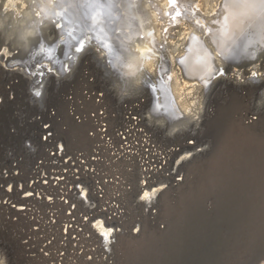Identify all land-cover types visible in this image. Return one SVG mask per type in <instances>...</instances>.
Returning a JSON list of instances; mask_svg holds the SVG:
<instances>
[{
  "label": "built area",
  "instance_id": "obj_1",
  "mask_svg": "<svg viewBox=\"0 0 264 264\" xmlns=\"http://www.w3.org/2000/svg\"><path fill=\"white\" fill-rule=\"evenodd\" d=\"M13 53L20 57L19 49ZM0 71V115L6 113L0 118V231L8 228L18 240L24 264H116L119 235L139 234L138 217L155 219L160 193L176 176L181 180L171 161L177 150L147 123L142 95L136 104L117 99L110 108L105 91L90 90L84 96L97 105L87 115L91 143L77 145L67 139L54 105L74 73L56 80ZM30 88L43 95L36 98ZM63 97L74 100L71 92ZM69 114L84 123L76 109Z\"/></svg>",
  "mask_w": 264,
  "mask_h": 264
},
{
  "label": "rangeland",
  "instance_id": "obj_2",
  "mask_svg": "<svg viewBox=\"0 0 264 264\" xmlns=\"http://www.w3.org/2000/svg\"><path fill=\"white\" fill-rule=\"evenodd\" d=\"M18 1L12 6L11 0H0L1 24L5 23L6 16H14L24 7L21 6L24 0ZM200 1L202 9L212 17L211 0ZM121 11L128 24L125 11ZM245 31L264 46L261 26H248ZM243 37L240 35L234 46L245 47L249 55L253 43H243ZM2 43L1 39L0 44L7 45ZM125 45L124 42V49ZM237 54V51H231L230 59L224 63L232 67L231 73L235 69L243 70L244 83L237 84L226 78L230 72L224 64L218 65L220 69L216 73L221 74L223 83L210 95L205 90L192 94L195 97L188 114L191 127L184 129L188 122L184 120L182 123L183 120L179 119L173 123L176 132L172 136L165 135L167 131L163 129L156 131L161 143L180 151L172 156L171 161L174 167L178 164L181 180H178L180 175L176 176L175 183L160 193L159 214L155 219L138 217L142 222L139 234L134 236L124 232L119 235L115 247L116 264H264V82L260 86L246 81L251 75L252 64L243 67V60L247 61V58L240 59ZM257 57L259 60L253 65L258 62L264 65V54ZM73 73V81L61 88L60 99L54 105L59 110L62 125L68 128L67 139L87 146L91 141L85 133L92 127L87 115L97 105L84 93L88 90L106 91L105 103L115 108L117 96L110 85L121 87L125 84L122 88L129 96L124 101L129 104H136V93L143 90L138 87L140 76L131 80L123 76L121 70L120 74L111 76L107 68L101 70L92 52L83 55ZM259 73L264 75V66ZM3 78L0 71V92H4ZM64 92L73 93L72 103L65 101ZM144 92L141 98L149 110L150 91L146 89ZM205 103L207 112L198 128L193 129ZM71 108L85 117L83 124L73 120L69 114ZM118 112L115 110L113 124L119 120ZM147 113L153 118L152 122L160 117L155 111ZM0 118L3 121L6 113ZM187 146L193 147L187 149ZM198 150L200 153H196ZM181 154L188 156L184 159ZM129 218H133L131 213ZM7 231L8 228L0 231V264H24L18 240Z\"/></svg>",
  "mask_w": 264,
  "mask_h": 264
},
{
  "label": "bare ground",
  "instance_id": "obj_3",
  "mask_svg": "<svg viewBox=\"0 0 264 264\" xmlns=\"http://www.w3.org/2000/svg\"><path fill=\"white\" fill-rule=\"evenodd\" d=\"M15 1L11 0L12 6ZM26 2L22 1L21 6H26ZM211 3H213L212 17L211 13L207 14L202 9L200 0H126L122 8L129 20L127 24L129 27L124 36L130 39L125 40L126 51L123 53L125 67L121 71L126 72V77L131 80L135 76V78L140 76L138 87L143 91L138 90L136 97L141 95L143 97L144 91L148 89L151 101L147 104L149 107L147 112L155 111V114L160 116L158 120L154 119L155 122H152L153 118L147 115L146 121L156 131L166 130L167 136H172L176 132L173 130V123L179 119L183 120L182 123L185 121L189 123L184 129L191 127L189 121L191 116L188 114L195 97L192 94L205 90L210 95L213 89L223 83L221 74L216 73L218 65L224 64L230 72L226 78L234 80L237 84L244 83L241 74L243 70L235 69L231 73L232 67L224 63L230 59L231 51H237L240 59L247 58V61L243 60V67L252 64L249 69L251 71L248 70L251 75L247 82L260 84V86L264 82V75L259 73L264 65L259 62L253 65L259 60L257 56L261 57V54H264V46L255 42L256 39L254 41L250 33H245L248 26L257 25L261 26L264 33V0H211ZM85 11L91 14L93 11L105 13L108 10L99 9L98 5L89 0ZM240 35H244L241 39L243 43H253L249 55L245 47L234 46ZM13 51V48L0 50V68L11 69V62L16 59ZM108 73L115 76L120 74V71L108 69ZM24 75L30 76L29 73ZM123 91L126 92L125 89ZM127 94L129 96V93ZM206 104L202 113L200 112L202 115L193 123L195 124L194 127L192 126L193 129L201 124L203 115L207 112ZM187 147L189 149V146ZM177 153L180 151L173 153L172 156H176ZM187 156L188 154H185L182 157L185 159Z\"/></svg>",
  "mask_w": 264,
  "mask_h": 264
},
{
  "label": "clouds",
  "instance_id": "obj_4",
  "mask_svg": "<svg viewBox=\"0 0 264 264\" xmlns=\"http://www.w3.org/2000/svg\"><path fill=\"white\" fill-rule=\"evenodd\" d=\"M88 3L89 0H27L18 13L6 16L5 23L0 24V39L21 52L11 62L10 70L29 73L30 77L51 73L60 79L71 75L87 52L94 53L102 71L123 69V45L130 39L124 36L129 25L121 11L126 0H91L99 9H107L105 13L89 14L85 11ZM110 87L118 100L128 98L122 86ZM30 92L36 98L43 95L41 89L30 88Z\"/></svg>",
  "mask_w": 264,
  "mask_h": 264
}]
</instances>
